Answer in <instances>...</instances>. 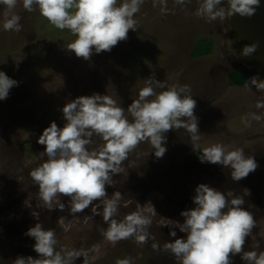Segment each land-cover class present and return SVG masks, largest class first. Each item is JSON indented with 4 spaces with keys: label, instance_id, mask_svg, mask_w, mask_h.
<instances>
[{
    "label": "rangeland",
    "instance_id": "obj_1",
    "mask_svg": "<svg viewBox=\"0 0 264 264\" xmlns=\"http://www.w3.org/2000/svg\"><path fill=\"white\" fill-rule=\"evenodd\" d=\"M121 2L117 0V6ZM202 2L143 0L135 15L136 30H129L127 39L110 51H93L87 60L67 50L75 37L41 17L35 4L32 12L23 8L22 0L10 11L0 5V71L18 82L0 100V264H14L18 257L38 258L33 251L35 241L26 235L37 223L55 232L57 251L87 250L98 244L99 251H89L87 264H116L118 259H130L131 264H178L163 245L186 239V233L179 230L180 213L195 207L192 198L200 184L228 199L244 200L242 208L253 215L255 227L243 251L264 252V108L256 107L264 95L250 82L243 87L229 84L228 75L235 66L225 48L226 19L208 22L197 17ZM222 7L227 8L226 0ZM6 11L8 16H21L20 32L4 30ZM202 38L213 39L215 49L196 59L192 52ZM151 77L167 87L190 89L196 100L199 147L186 129L174 128L165 133L163 157L157 158L148 142L129 153L122 170L112 175L113 186H106L107 198L120 193L114 219L122 220L133 212L149 216V239L141 244L132 236L113 244L101 234L108 227L103 219L104 199L79 213L71 211L69 197H59L63 210L55 201L52 209L43 204L30 176L47 159L40 156L44 146L37 141L50 123L64 126L61 110L77 97L110 96L127 116L128 106ZM162 90L166 89H156ZM253 113L261 120L256 121ZM90 139L87 149L99 151L102 139L95 133ZM215 144L228 151L243 149L254 157L257 169L233 181L230 168L201 163L202 150ZM172 231L175 237L169 235ZM153 243L158 244L157 250ZM242 255L230 254L231 264H247ZM84 259L74 264H84Z\"/></svg>",
    "mask_w": 264,
    "mask_h": 264
},
{
    "label": "clouds",
    "instance_id": "obj_2",
    "mask_svg": "<svg viewBox=\"0 0 264 264\" xmlns=\"http://www.w3.org/2000/svg\"><path fill=\"white\" fill-rule=\"evenodd\" d=\"M183 4L184 0H176ZM17 0H0L7 10L15 8ZM203 0L195 15L208 22L224 20L234 15L250 18L260 7V0ZM38 6L39 15L59 30H68L75 39L67 50L76 57L89 59L93 54L110 51L118 42L127 39L129 30L135 31V15L140 11L143 0H22L23 8L33 11ZM3 23L6 31L20 32V15L8 16ZM231 44V42H229ZM258 48L257 43L245 45L240 55L252 56ZM250 84L264 91V80L257 82L251 78ZM18 82L0 71V100L8 97L9 91ZM156 89H166L157 92ZM257 108H264V100H259ZM196 100L190 95L187 86L167 87L165 83L147 79L146 85L138 92V98L125 109L107 95L92 94L77 97L62 108V128L55 122L45 128L37 143L44 146L41 157L47 159L30 172L39 188L43 204L52 209L54 201L60 210L64 205L59 197L71 199V211H84L93 201L104 199L103 219L108 224L101 232L103 237L115 244L135 236L144 244L149 239L147 228L151 218L140 212H133L122 220L114 219L118 212L120 193L107 198L106 186H113L112 175L119 173L122 163L141 142H148L157 158L163 157L167 149L165 133L175 129H186L196 147L200 134L198 120L194 115ZM131 117V120L129 119ZM256 121L261 116L252 114ZM245 122L247 118L245 117ZM97 134L103 141L99 151H89L86 145L90 137ZM201 163H210L231 169L233 181L246 178L254 172L258 164L254 157L246 155L243 149L228 151L223 145L215 144L202 150ZM191 210L182 211L183 223L179 230L186 233V239L166 242L164 250L170 252L178 264H231L232 256L243 253L242 260L247 264H264V252L243 251L245 239L255 227L253 215L242 208L244 200L228 199L224 193L200 184L195 190ZM33 213V216H36ZM27 236L35 243L33 251L38 258L18 257L14 264H74L84 257L87 264L89 251H99V245L91 249H56V234L45 229L40 223L28 229ZM175 237L176 232L169 233ZM155 240V237H151ZM153 243L152 248L158 249ZM259 247V244L256 245ZM116 264H131L130 259H118Z\"/></svg>",
    "mask_w": 264,
    "mask_h": 264
},
{
    "label": "water",
    "instance_id": "obj_3",
    "mask_svg": "<svg viewBox=\"0 0 264 264\" xmlns=\"http://www.w3.org/2000/svg\"><path fill=\"white\" fill-rule=\"evenodd\" d=\"M227 31L225 37L226 53L237 66L248 70L257 82L264 80V0L250 18L234 15L225 20ZM231 42V44L229 43ZM257 43V51L250 57L240 55L245 45Z\"/></svg>",
    "mask_w": 264,
    "mask_h": 264
},
{
    "label": "trees",
    "instance_id": "obj_4",
    "mask_svg": "<svg viewBox=\"0 0 264 264\" xmlns=\"http://www.w3.org/2000/svg\"><path fill=\"white\" fill-rule=\"evenodd\" d=\"M211 40V41H209ZM206 40V38L198 39L193 49L192 56L194 58L207 57L211 55L215 49V43L213 39ZM238 67V66H237ZM251 74L243 67L235 68L228 75V81L231 86L243 87L251 79Z\"/></svg>",
    "mask_w": 264,
    "mask_h": 264
},
{
    "label": "flooded vegetation",
    "instance_id": "obj_5",
    "mask_svg": "<svg viewBox=\"0 0 264 264\" xmlns=\"http://www.w3.org/2000/svg\"><path fill=\"white\" fill-rule=\"evenodd\" d=\"M226 5H227V0H226ZM225 27H226V30H227V27H228V26H227L226 22H225ZM232 62H233V63H232ZM232 62H231V63L233 64V66H235V68H238V67H239V66L237 67V65H236V63H235L234 61H232ZM232 71H233V70H232ZM250 80H251V79H250ZM249 82H250V81H248L247 84H248ZM262 94L264 95V91H262Z\"/></svg>",
    "mask_w": 264,
    "mask_h": 264
}]
</instances>
